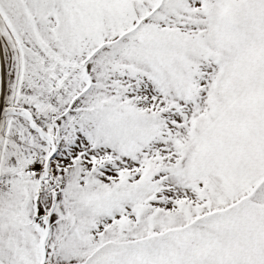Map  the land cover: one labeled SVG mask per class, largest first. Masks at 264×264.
Instances as JSON below:
<instances>
[{
	"label": "snow or ice",
	"instance_id": "1",
	"mask_svg": "<svg viewBox=\"0 0 264 264\" xmlns=\"http://www.w3.org/2000/svg\"><path fill=\"white\" fill-rule=\"evenodd\" d=\"M0 264H264V0H0Z\"/></svg>",
	"mask_w": 264,
	"mask_h": 264
}]
</instances>
